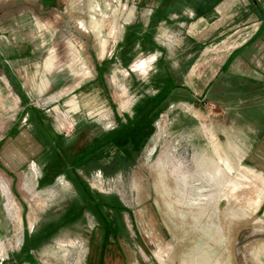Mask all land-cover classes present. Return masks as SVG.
I'll list each match as a JSON object with an SVG mask.
<instances>
[{"label":"rangeland","instance_id":"1","mask_svg":"<svg viewBox=\"0 0 264 264\" xmlns=\"http://www.w3.org/2000/svg\"><path fill=\"white\" fill-rule=\"evenodd\" d=\"M137 2L0 0V264H264V172L237 152L245 106L204 88L153 91L187 58L172 32L173 61L141 53L125 68L117 43L153 18ZM158 95L106 173L78 168L83 186L43 173L55 156L45 123L78 153Z\"/></svg>","mask_w":264,"mask_h":264},{"label":"crops","instance_id":"2","mask_svg":"<svg viewBox=\"0 0 264 264\" xmlns=\"http://www.w3.org/2000/svg\"><path fill=\"white\" fill-rule=\"evenodd\" d=\"M136 5L140 11L147 7L151 17L165 16L156 30L158 49L149 55L160 53L163 62L173 61L166 60L174 45L166 38L168 32L178 37L173 52L177 56L187 53L177 63L179 74L168 73L161 82L163 87L150 86L153 91L168 84L177 86L175 89L204 88L198 96L207 98L212 90L218 105L233 96L235 106H245L238 111L246 129L238 136L237 152L250 168L264 172V13L253 0H139ZM174 76L183 81L173 83ZM98 261L100 264L101 259Z\"/></svg>","mask_w":264,"mask_h":264},{"label":"trees","instance_id":"3","mask_svg":"<svg viewBox=\"0 0 264 264\" xmlns=\"http://www.w3.org/2000/svg\"><path fill=\"white\" fill-rule=\"evenodd\" d=\"M152 17L153 18H151L149 22L150 24L147 27L140 23L129 25L124 35V40L117 45L119 60L128 59L127 64H122L125 68L129 66L134 56L141 53L150 54L149 52L153 53V51L158 49L155 43L156 30L159 26V22L162 21L165 16L155 15ZM102 65L98 70L99 77L100 73L103 71ZM163 90L170 89L166 87V89ZM166 98L167 96L162 95L155 96V98L152 99L149 107H147L145 111L146 113L141 118L132 122L131 125H123L119 123L117 129L113 130L112 132H102V134L93 137L89 142L90 144H88L84 150L73 154H71L70 144L65 143V138L59 134L57 135V132L55 133L56 129H53L51 125L49 126L47 123H45L43 112L40 113L41 111L32 109L33 113L40 118L42 125H44V123L46 124V126H44L42 129L44 133L41 131L39 134H44L55 153V156L49 158L50 160L47 161L48 163L46 162L43 173L46 175H53V177H55L59 175L60 172L66 174L64 171L69 170L70 173L66 174V176L70 178L75 176L78 178L76 180L80 181V186H83V183L81 182V177L77 171H79L81 168L85 170H88V168H95L106 173V170L111 164L101 165V162L103 159L109 156V149L113 148L115 154L114 157H112L114 158L112 165L124 159L123 157H120L119 153H124V156H126V154L129 155L131 150H128V147L134 144L131 143L126 137L130 135L129 138L131 139L132 134H134L135 131L151 117L152 113L160 106L162 102L166 100ZM131 141L133 142L132 139ZM85 196L88 202L100 208V205H97V203H99L98 200L100 199H96V197L92 195L90 191H87ZM112 207L114 211L119 210V208L115 206Z\"/></svg>","mask_w":264,"mask_h":264},{"label":"flooded vegetation","instance_id":"4","mask_svg":"<svg viewBox=\"0 0 264 264\" xmlns=\"http://www.w3.org/2000/svg\"><path fill=\"white\" fill-rule=\"evenodd\" d=\"M254 3L256 4V6H258L257 8H259V12L261 13H264V8H262V6L260 5H264V0H253ZM261 3V4H260Z\"/></svg>","mask_w":264,"mask_h":264},{"label":"water","instance_id":"5","mask_svg":"<svg viewBox=\"0 0 264 264\" xmlns=\"http://www.w3.org/2000/svg\"><path fill=\"white\" fill-rule=\"evenodd\" d=\"M132 69V68H131Z\"/></svg>","mask_w":264,"mask_h":264}]
</instances>
